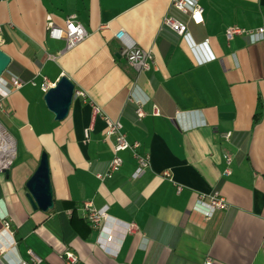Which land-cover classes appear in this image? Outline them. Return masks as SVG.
Masks as SVG:
<instances>
[{"label": "crops", "instance_id": "obj_1", "mask_svg": "<svg viewBox=\"0 0 264 264\" xmlns=\"http://www.w3.org/2000/svg\"><path fill=\"white\" fill-rule=\"evenodd\" d=\"M196 1L201 24L172 0H0V48L12 60L4 75L22 82L0 112L16 144L9 178L0 175L6 264L32 263L31 252L39 264H67L68 250L76 264H264V41L225 36L233 26L264 29V0ZM71 16L89 37L65 51L48 24L65 27ZM170 16L186 26L185 36L165 26ZM121 30L153 53L149 71L128 65L115 38ZM62 77L76 95L57 121L42 87ZM154 106L159 116L151 115ZM104 116L120 122L127 141L149 157L140 177L129 150L113 178L99 179L114 156ZM43 153L55 201L48 213L26 197ZM216 191L228 210L209 219L193 210L200 196ZM85 202L107 212L101 231L87 220ZM132 224L137 229L129 233Z\"/></svg>", "mask_w": 264, "mask_h": 264}, {"label": "built area", "instance_id": "obj_2", "mask_svg": "<svg viewBox=\"0 0 264 264\" xmlns=\"http://www.w3.org/2000/svg\"><path fill=\"white\" fill-rule=\"evenodd\" d=\"M172 7L186 15H189L196 23H203V9L200 7L196 0H172ZM165 26H168L181 36L186 35V26L176 20L173 17H167L164 21ZM49 36L56 40H63L66 42L65 51L72 50L82 44L89 37L88 31L85 27L77 21L76 16H71L65 27H56L52 23L48 24ZM225 36L228 40H232L235 36H250L254 42L264 41V29H259L257 32H249L246 29L239 28L237 26L229 27L226 29ZM115 38L121 43L122 54L126 57L128 65L135 70L137 73H144L149 71L155 64V58L151 51L144 50L137 46L134 41L123 31H119ZM49 82L45 79V83L42 87L44 92L49 90ZM22 87V82L18 78L8 80L5 75L0 79V112L6 111L5 100L7 95L12 89H19ZM84 96V93H78ZM95 115L101 113L98 107L94 109ZM137 115L140 119L145 118L148 113L141 106L137 110ZM151 115L159 116L160 110L154 106L151 111ZM104 120L107 124V139L113 140V152L114 156L109 165V171L107 174L98 175L99 179L105 181L111 179L117 174L124 161L121 157V153L125 151H132L135 158L138 161V168L134 174V178L140 177V175L147 169L150 168V159L148 156H141L137 153L139 148L138 143L130 144L125 134L123 133V126L120 122L114 121L109 117L104 116ZM89 136V132L86 133ZM230 135H226L225 138L229 139ZM16 155V144L12 137L6 132V130L0 124V175L9 170L12 166L13 160ZM230 163V159H227ZM229 173V170L227 171ZM164 176L170 178V173L165 172ZM182 190V187H178V192ZM229 206L225 198L216 191L209 196H200L193 206V210L201 213L206 218H212L218 211L228 210ZM83 210L85 216L93 228L101 231L104 224L108 220V214L105 210H96L91 202H85L83 204ZM4 228L10 230V223L4 220ZM137 229L136 225L132 224L128 227V232L132 233ZM111 238H109L108 241ZM5 251L0 250V264H6L4 262ZM32 263L26 261H20L15 264H39L41 260L34 256L31 252ZM64 257L67 264H76L78 262V256L71 250L65 252ZM13 264V263H12ZM205 264H213L209 259Z\"/></svg>", "mask_w": 264, "mask_h": 264}, {"label": "water", "instance_id": "obj_3", "mask_svg": "<svg viewBox=\"0 0 264 264\" xmlns=\"http://www.w3.org/2000/svg\"><path fill=\"white\" fill-rule=\"evenodd\" d=\"M11 62V57L0 48V79L7 72ZM75 95V85L67 77L60 78L56 85L47 91L44 100L57 121L67 118ZM5 174L9 178L10 169L6 170ZM26 188V197L35 211L48 213L55 209L50 164L46 153L42 154L40 165L28 180Z\"/></svg>", "mask_w": 264, "mask_h": 264}]
</instances>
